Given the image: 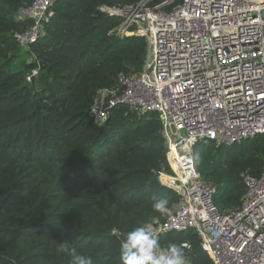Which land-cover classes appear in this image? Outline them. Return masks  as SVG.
<instances>
[{"label": "trees", "instance_id": "1", "mask_svg": "<svg viewBox=\"0 0 264 264\" xmlns=\"http://www.w3.org/2000/svg\"><path fill=\"white\" fill-rule=\"evenodd\" d=\"M140 1L53 0L42 34L22 48L14 35L31 20L18 12L31 0H0V264H69L57 252L64 240L93 264H121L124 234L162 218L153 197L167 194L168 208L180 201L157 178L172 170L156 111L114 107L101 125L90 112L98 90L119 72L139 73L146 53L144 36L115 35L121 18L99 7ZM192 151L222 210L242 204L243 176L264 167L262 135L231 146L200 141ZM157 239L166 250L187 243L186 259L211 264L193 229Z\"/></svg>", "mask_w": 264, "mask_h": 264}, {"label": "built area", "instance_id": "2", "mask_svg": "<svg viewBox=\"0 0 264 264\" xmlns=\"http://www.w3.org/2000/svg\"><path fill=\"white\" fill-rule=\"evenodd\" d=\"M151 1L99 7L121 18L115 35L144 36L146 53L139 73L119 72L113 87L98 90L94 122L103 124L119 106L158 113L172 174L160 170L157 178L180 201L145 224L157 238L193 229L211 264H264V167L258 177L243 176L242 204L222 210L192 151L200 141L231 146L264 136V0ZM52 2L31 0L19 10L18 18L31 20L14 35L20 47L42 34ZM36 74L34 68L29 77Z\"/></svg>", "mask_w": 264, "mask_h": 264}, {"label": "clouds", "instance_id": "3", "mask_svg": "<svg viewBox=\"0 0 264 264\" xmlns=\"http://www.w3.org/2000/svg\"><path fill=\"white\" fill-rule=\"evenodd\" d=\"M167 194L153 197L152 208L162 214L168 212ZM157 236L145 226H136L124 234L120 245L121 264H187L185 251L175 243L168 245L167 251H160ZM57 252L70 256L69 264H93L92 258L70 247L67 240L61 242Z\"/></svg>", "mask_w": 264, "mask_h": 264}]
</instances>
